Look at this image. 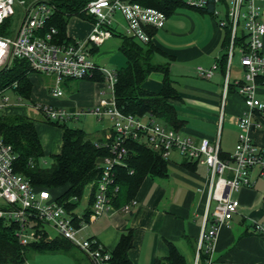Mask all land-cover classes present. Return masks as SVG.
Masks as SVG:
<instances>
[{"label": "crops", "instance_id": "1", "mask_svg": "<svg viewBox=\"0 0 264 264\" xmlns=\"http://www.w3.org/2000/svg\"><path fill=\"white\" fill-rule=\"evenodd\" d=\"M216 8L218 15L214 16L211 11L197 10L185 2L167 16L163 28L150 34V43L156 47L153 63L166 66L177 92L176 98L168 99L176 116L175 129L195 143L204 138L211 141L218 138L220 156L226 158L233 152L238 141L240 129L237 120L247 113L248 108L237 93L235 83L243 79V66L240 63L233 65V57L228 66L227 58L225 64L221 61L225 54V27L221 25L225 10L222 5ZM123 25L124 19L119 15L115 31L124 33ZM91 28V20L71 16L65 32L69 38L84 39ZM120 41L121 39L119 44ZM104 42L90 51L91 59L102 67L106 66L104 63L111 62L109 70L116 72L125 66L126 59L120 52L119 45L117 48L122 56L115 55L114 48L104 49L100 53L102 56L97 55ZM262 50L264 51V35ZM110 58L115 59L110 61ZM213 65L216 67L210 77H205L198 71V67L211 68ZM98 73L100 72H93L83 79L63 78L59 84L62 91L60 95L53 94V75L33 71L28 75L31 81L29 100L20 97L12 89L3 90L2 94L5 96L6 90H10L13 100L3 107L2 112L33 120L44 152L40 161L44 159L46 162L47 157L60 151L62 129L50 124L37 106L48 105L66 111L94 106L108 107L113 97L102 74L101 79L92 77ZM226 77L228 85L223 102ZM163 78L161 71H151L141 86L145 90L158 92ZM257 97L264 103V80L257 84ZM90 115L93 114L83 116ZM93 116L98 121V128L94 130L92 137L86 131L85 124L81 129L92 141L104 145L112 136L110 119L107 116ZM149 117L169 127L150 114L141 118L146 121ZM251 122L253 125L248 128V135L254 144L264 150V110H253ZM257 122L260 127L254 126ZM163 158L166 175L143 177L132 198L135 204L130 212L122 210L124 203L118 206L111 203L106 214L89 219L92 207L89 197L94 194L95 187L93 183L85 186L90 191L84 204L81 206L80 197L78 205L70 211L80 213L86 219L87 225L79 233L81 238L93 239L111 252L120 236L130 229L132 247L128 250V257L131 264H154L156 258L167 256L168 241L176 246L186 264H192L200 235L206 229L216 204L214 200L208 199L207 169L203 163L188 159L177 150H172ZM100 162L101 160L99 164ZM249 176L253 184L249 187L242 186L233 192L239 202L237 212L227 225L218 229L212 244L210 264H264V233L254 230V224H264V174L261 175L260 168L256 166L250 170ZM88 210L89 213L85 216ZM46 227L44 229L47 232Z\"/></svg>", "mask_w": 264, "mask_h": 264}, {"label": "built area", "instance_id": "2", "mask_svg": "<svg viewBox=\"0 0 264 264\" xmlns=\"http://www.w3.org/2000/svg\"><path fill=\"white\" fill-rule=\"evenodd\" d=\"M53 0H0V29H5L15 8L22 10V18L15 33H0V69L10 66L16 58L26 59L33 72L53 75L55 77L54 95L62 93L59 88L63 78L83 79L93 72H100L113 97L108 107L94 106L66 111L48 105H38L45 117L50 120L67 122L84 114H93L100 118L107 116L111 122L112 136L109 144L110 155L101 159L100 177L95 183L93 202L89 219L99 217L111 208L112 169L115 165L125 166L129 155L126 142L129 139L142 142L162 157H167L172 150L182 156L203 163L207 169L208 199L216 202L212 217L200 235L196 254L192 264H210L212 244L217 231L227 225L237 212L238 200L233 192L240 187H249L253 183L249 172L253 167L260 168L264 174V150L258 147L248 135V128L253 125V110H264V103L257 97L258 78H264V0H187L186 3L196 9L213 4L212 14L218 15L216 6L225 10L221 25L229 29V43L226 49L227 66L237 51L240 64L244 68L242 80L236 81V91L248 108L246 114L237 120L240 129L238 141L233 152L226 158L220 156L218 138H207L195 143L191 138L182 136L177 130L165 127L152 117L143 121L141 117L121 112L114 100L116 72L97 65L90 56L92 46L101 45L115 32L113 20L119 14L124 19L123 30L128 36L142 43L150 41L146 27L163 28L166 14L160 10L145 7L130 0H87L81 11L91 15L92 28L84 39L71 38L65 43L54 39L56 29L50 26L43 29L55 10ZM6 32V29H5ZM240 36L243 44L237 45ZM211 68L198 67L205 77H210ZM228 85L224 80V93ZM15 86V84H14ZM0 92V112L7 104L8 98ZM260 127V123L254 124ZM15 154L11 146L0 136V219L14 222L15 236L21 244L38 240L47 235L44 226L54 229L55 235L61 236L84 252L91 264H118L111 262V254L100 244L90 238H81L79 233L87 222L80 213L68 211L54 200L47 189H36L20 173L13 169ZM131 172V170H130ZM76 200V197L72 198ZM135 200L131 199L122 206L130 212ZM254 230L264 233V224H254ZM47 237H49L47 235ZM204 247L207 257L200 261V250Z\"/></svg>", "mask_w": 264, "mask_h": 264}, {"label": "trees", "instance_id": "3", "mask_svg": "<svg viewBox=\"0 0 264 264\" xmlns=\"http://www.w3.org/2000/svg\"><path fill=\"white\" fill-rule=\"evenodd\" d=\"M87 0H53L55 10L47 20L43 29L50 26L56 29L54 39L60 42H71L72 39L66 35V24L71 16L91 20L92 17L85 11H81ZM142 6L162 11L166 16L170 15L180 6L184 0H130ZM213 4L209 3L204 8L197 10L211 11ZM196 9V8H195ZM0 33L5 34L2 31ZM150 35L156 29L145 28ZM121 39L119 50L126 59L123 68L116 71V82L114 84V100L116 107L123 113L142 117L145 114L162 120L170 128H176V116L168 99L176 98L177 92L170 79L167 68L164 65L153 63L152 57L156 47L150 43H142L134 37L125 33L115 31ZM240 36L236 40L237 45L243 44ZM229 43V29L225 28L223 46L225 54L221 61L225 64L227 54L226 48ZM93 47L91 50H95ZM222 63V64H223ZM159 70L164 74L162 87L158 92H151L142 88L141 84L151 71ZM32 72L28 62L23 58H16L12 64L0 70V92L4 89H12L20 97L29 100L31 92V81L28 77ZM97 73V72H96ZM101 79V73L92 76ZM264 78H258V82ZM15 84V86H14ZM50 124L62 129V143L60 151L51 157V163L46 166L40 163L44 152L34 122L31 118L22 115H7L0 112V136L5 143L9 144L15 154L13 169L22 174L36 189H47L54 200L62 204L68 211L78 205V201L87 186L94 184L100 177L101 169L99 161L110 155L109 144H98L92 141L84 130L71 127L67 122L47 119ZM176 130V129H175ZM129 155L126 165H115L112 169L113 184L118 188L112 196V204L118 206L127 203L133 198L141 180L146 175L162 177L166 175L164 158L151 150L145 144L129 139L126 142ZM131 170V172H130ZM76 197V201L72 198ZM93 202V195L89 197V204ZM89 210L85 212L87 216ZM14 222L0 219V264H27L29 252L34 253H69L74 246L71 242L61 236L52 238L42 235L38 240L21 244L15 236ZM168 255L156 258L154 264H186L184 257L175 245L167 242ZM132 247V231L128 229L123 233L115 248L110 252L111 262L118 264H131L128 250ZM204 247L200 250V261L204 263L207 257ZM81 251V250H80ZM84 253V252H83ZM85 254V253H84ZM86 255V254H85ZM87 256V255H86Z\"/></svg>", "mask_w": 264, "mask_h": 264}, {"label": "rangeland", "instance_id": "4", "mask_svg": "<svg viewBox=\"0 0 264 264\" xmlns=\"http://www.w3.org/2000/svg\"><path fill=\"white\" fill-rule=\"evenodd\" d=\"M26 1L28 2L29 0H26ZM186 1L187 0H184V2H186ZM21 18H22V10L15 8V14H13L10 17L9 22H7L5 25L6 33L7 32H8V34L9 33H12V34L15 33L19 24H20ZM118 18H119V15L115 16V18L113 20L114 26H115L116 22L118 21ZM5 29L2 31L5 32ZM119 40L120 39H119L118 35H112L109 39H107L104 42V44L101 47H99L98 52L96 54L97 55L99 54V56H102L100 53H102L104 51V49H108V48L113 49L114 48L116 50L115 55L122 56L121 53L119 52L118 48H117L119 45ZM111 58H110V61L115 59V58L114 59H111ZM102 59L107 60L106 57H102ZM113 62L115 63V61H113ZM109 63H111V62H108V63L106 62V64L104 63V66L106 65L105 68L111 69L112 66H109L110 65ZM232 63H233V65L240 63V54L237 51L234 52ZM11 64H12V62H11ZM5 94H6V97L8 98L7 104L12 103L11 102L13 100L12 92L10 90H6ZM143 121H145V120L143 119ZM97 122L98 121L96 120V118L93 115H90L87 117H84L82 115V116H79L77 118V120L75 119L73 121H71V120H69V122L67 121V124L71 127H79V128L83 127V125L85 124L86 125L85 126L86 131L89 132V136L92 137L94 130L98 128ZM87 126H89L88 127L89 129L87 128ZM45 160H46V162H44V159H43L42 161H40V163L42 165L48 166L51 163V157H49V158L47 157V159H45ZM89 191H90V189L88 187H85L83 194L81 196V200H80L81 206L84 204L86 198L88 197ZM213 205H214V203L211 204V207H213ZM46 229H47V234L49 237L55 236V231L53 228L47 226ZM79 236H80V234H79ZM27 264H91V263L88 260L87 256L82 251H80L77 247H72V249L70 250L69 253H62V252L34 253V252H29L28 258H27Z\"/></svg>", "mask_w": 264, "mask_h": 264}]
</instances>
